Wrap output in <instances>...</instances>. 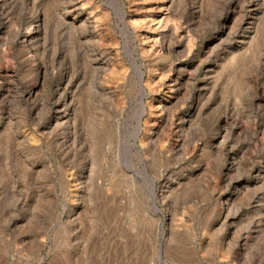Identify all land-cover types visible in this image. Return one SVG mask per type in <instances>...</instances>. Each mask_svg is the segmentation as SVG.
Masks as SVG:
<instances>
[{
    "label": "rangeland",
    "instance_id": "obj_1",
    "mask_svg": "<svg viewBox=\"0 0 264 264\" xmlns=\"http://www.w3.org/2000/svg\"><path fill=\"white\" fill-rule=\"evenodd\" d=\"M0 264H264V0H0Z\"/></svg>",
    "mask_w": 264,
    "mask_h": 264
},
{
    "label": "bare ground",
    "instance_id": "obj_2",
    "mask_svg": "<svg viewBox=\"0 0 264 264\" xmlns=\"http://www.w3.org/2000/svg\"><path fill=\"white\" fill-rule=\"evenodd\" d=\"M34 24H35V23H33L32 25H34ZM37 26H38V25L33 26L32 29L29 30V32H27V34L30 35V33L32 32V30H33L34 28H36ZM259 26H260V25H259ZM29 28H30V26H29ZM255 33H256V32H255ZM254 35H255V34H254ZM26 36H27V35H26ZM251 51H252V50H251ZM172 56H173V55H172ZM132 57H133V56H132ZM235 57H236V56H235ZM235 57H234V58H235ZM134 59H135V58H134ZM174 64H175V63H174ZM135 66H136V65H135ZM136 67H138V69H139L140 66H136ZM136 67H135V68H136ZM139 70H140V69H139ZM140 74H141V72H140ZM138 78H140V76H139ZM129 79H130V78H129ZM212 81H213V80H212ZM132 83H133V82H132ZM130 85H131V84H130ZM140 87H141V86H140ZM142 87H143V86H142ZM143 89H144V88H143ZM143 89H142V90H143ZM208 89H209V88H208ZM142 90H141V91H142ZM144 90H145V89H144ZM129 91H130V90H129ZM141 91H140V92H141ZM129 93H130V92H129ZM141 93H142V92H141ZM136 94H137V93H136ZM142 97H143V96H142ZM142 101H143V100H142ZM143 108H144V107H143ZM195 111H196V110H195ZM141 112H142V111H141ZM127 113H128V112H127ZM139 113H140V112H139ZM67 115H68V114H67ZM67 115H66V116H67ZM193 115H194V114H193ZM82 116H83V115H82ZM83 126H84V125H83ZM82 130H83V129H82ZM99 140H100V139H99ZM26 163H27V162H26ZM87 200H88V199H87ZM80 213H81V212H80ZM88 221H89V220H88ZM218 223H219V222H218ZM86 233H87V232H86ZM260 236H261V235H260ZM179 239H180V238H179ZM178 245H179V244H178ZM181 245H182V244H181ZM181 245H180V246H181ZM224 248H225V247H224ZM177 249H179V248H177ZM192 252H193V251H192ZM189 253H190V252H189ZM178 254H179V253H178ZM184 255H186L185 252H184ZM180 257H181V256H180ZM192 258H193V257H192ZM179 260H180V259H179ZM195 260H197V259H195ZM182 262H183V261H182ZM191 262H192V261H191Z\"/></svg>",
    "mask_w": 264,
    "mask_h": 264
}]
</instances>
